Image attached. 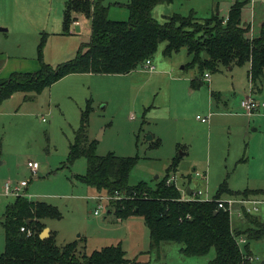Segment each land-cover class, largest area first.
I'll return each instance as SVG.
<instances>
[{"label": "rangeland", "instance_id": "rangeland-1", "mask_svg": "<svg viewBox=\"0 0 264 264\" xmlns=\"http://www.w3.org/2000/svg\"><path fill=\"white\" fill-rule=\"evenodd\" d=\"M65 1L0 0L1 79L11 73L34 76L41 61L56 68L86 46L89 22L79 32L74 28L63 32ZM128 1L104 0L108 18L127 20ZM232 3L174 0L157 5L152 17L159 23L175 14L203 21L218 13L226 19ZM263 3L254 4L252 12L245 5L241 12L246 24L252 15L255 37L264 23ZM164 46L160 44L154 54L155 72H148L143 64L121 75L72 74L38 94L16 92L0 104V256L5 247L1 218L15 200L3 191V184L11 181L19 185L28 182L20 197L57 209L60 218L45 219L43 224L53 233L58 247L76 244L78 252L88 256L119 245L125 257L137 264H208L214 258L213 249L205 256L185 257L176 243L150 251L149 231L142 218L132 215L121 220L117 216L113 205L119 203L124 209V199L99 203L96 197L108 195H98L80 180L86 172L85 159L65 164L81 112L88 110L87 138L95 142L98 156L137 158L128 176L130 187L144 183L154 189L165 176H173L181 196L190 188L197 198L212 200L221 185L237 193L264 184V111L247 117L240 109L249 89L254 99L264 102V81L254 90L247 78V65L221 67L206 81L189 66L185 48L164 57ZM196 117H208V122ZM27 162L37 163L35 174ZM134 195L131 198H136ZM232 197L224 192L219 199L228 201ZM230 211L232 227L241 219L239 206L233 204ZM248 243L253 258L258 257L252 264L264 262V241ZM239 247L247 254L245 245Z\"/></svg>", "mask_w": 264, "mask_h": 264}, {"label": "trees", "instance_id": "trees-1", "mask_svg": "<svg viewBox=\"0 0 264 264\" xmlns=\"http://www.w3.org/2000/svg\"><path fill=\"white\" fill-rule=\"evenodd\" d=\"M173 1L129 0L126 5L129 15L125 21L110 20L104 0L66 1L63 32H69L79 19L86 20L90 28L89 42L80 47L72 60L56 68L39 60L40 68L34 76L11 73L7 79L0 78V104L16 92L38 94L71 74H128L146 60H152L160 44L165 45L164 57L185 48L191 60L189 66L195 67L202 76L218 72L221 67L247 65L251 87L259 89L264 81V24L256 37L246 36L249 29L241 24V12L247 0H237L228 10L226 19L220 18L218 13L203 21H197L192 15L176 14L166 17L163 23L153 19L152 10L157 5ZM87 111L81 112L80 126L69 144L65 164L70 166L84 158L86 172L80 178L83 184L94 188L98 195L118 193L125 197L121 200L124 209L114 202L113 208L121 219L132 215L143 219L149 231L150 251L158 250L162 244L176 243L181 245L180 253L185 257L205 256L213 249L215 256L208 264H251L250 255L241 252L238 238L264 239V223L245 214L248 226L233 232L228 213L217 209L216 200L224 192L246 198L257 195L258 191L236 193L221 185L212 201L202 202L182 200L175 186L166 184L167 176L154 189L144 183L130 187L128 176L137 158L98 156L95 142L87 138ZM178 160L179 157L167 169V175ZM132 194L136 198H131ZM49 218H60L55 207L16 197L1 218L5 247L0 264H137L125 257L119 245L104 247L86 256L78 252L76 244L58 247L51 236L41 240L39 234L45 229L43 221ZM21 227L28 229L31 235L21 232Z\"/></svg>", "mask_w": 264, "mask_h": 264}, {"label": "built area", "instance_id": "built-area-1", "mask_svg": "<svg viewBox=\"0 0 264 264\" xmlns=\"http://www.w3.org/2000/svg\"><path fill=\"white\" fill-rule=\"evenodd\" d=\"M145 68H147L148 72H154L156 70L155 66L152 64V61L150 59L146 60L144 62L143 65ZM143 67V68H144ZM204 80H208L209 79V74L205 73L203 76ZM264 108V102H260L257 101L256 99H254L250 94L248 96H245L244 99L241 100L240 102V109L242 111V113L244 115H246L247 117H251L255 112H259L260 109ZM197 119H199L202 123H207L208 121V117H204V118H199L196 117ZM44 121V119H42ZM27 167L29 168V170L31 171L32 174H35L38 168L37 163L35 162H27ZM167 185H174V178H169L166 182ZM22 188L20 187L19 184L17 183H13L11 181H7L4 184V192L6 194L11 193L15 198L16 197H20L22 196L24 193L21 192ZM195 193H193V195L191 197L182 199V200H187V201H202V202H210L212 200H208L207 198H205L204 200L197 198L196 196H194ZM201 194V192H197V195ZM124 196H120L118 193H115V195L112 196H98L96 197V199L99 200V203H101V201H110L113 199H117V200H121L124 199ZM263 201H260L258 199H254V198H248V197H239V198H235L232 197L230 198V200L228 201H223L221 199H217L216 200V207L217 209L223 210L225 212L228 213L229 215V219H231V211L230 208L233 204H237L239 206V213L238 216H240L241 218H243L245 216V214H250V215H254L255 213L258 212L259 207L261 204H263ZM98 209H101V206L98 205ZM98 209L94 211V215L97 216L98 215ZM21 232H25L28 236L31 235L30 231L28 229H25L24 227H21ZM245 242V239L240 237L238 238V245L243 244ZM250 260V258H249Z\"/></svg>", "mask_w": 264, "mask_h": 264}, {"label": "crops", "instance_id": "crops-1", "mask_svg": "<svg viewBox=\"0 0 264 264\" xmlns=\"http://www.w3.org/2000/svg\"><path fill=\"white\" fill-rule=\"evenodd\" d=\"M66 1H68V0H66ZM65 1V2H66ZM233 1V3L230 5V7L234 4V2H236L237 0H232ZM263 1L264 0H247V4H246V7L248 8V5H249V9H250V11L252 12L253 11V9H254V4H262L263 3ZM65 4V3H64ZM264 4V3H263ZM230 7L228 8V10L230 9ZM244 8V7H243ZM228 13V12H227ZM226 16H227V14H226ZM251 19H252V15H251ZM251 19H250V22H249V24H246V22H243L242 20H241V24L244 26V27H247L249 30H248V36H247V34H246V36L248 37V38H253V37H255L254 36V34H253V30H252V21H251ZM78 22H79V24H78V26H79V29L80 30H82L83 29V27L85 26V24L87 23V21H84V20H78ZM264 23H262L261 24V26L263 25ZM87 25V24H86ZM261 26H260V28H261ZM71 28H74V27H71ZM260 30V29H259ZM152 61V64H153V59L151 60ZM154 65V64H153ZM156 71V70H155ZM154 71V72H155ZM84 74H87V75H98V74H90V73H84ZM72 75V74H71ZM249 85H250V82H249ZM251 86V85H250ZM249 94L252 96V93L250 92V89H249ZM248 94V95H249ZM247 95V96H248ZM253 97V96H252ZM257 100V99H256ZM257 101H259V100H257ZM263 111H264V108H262V109H260L259 110V112L261 113V114H263ZM208 122V121H207ZM182 155H185V154H182ZM2 161H0V164H2L1 163ZM198 176V175H197ZM172 178H174V186H175V177H173L172 176ZM169 179V178H168ZM28 183V182H27ZM27 183L26 182H21V184H20V187L21 188H24L26 185H27ZM4 185V184H3ZM187 190V189H186ZM186 190H185V192H184V195L183 196H181V198L182 199H185L186 197H190V196H192L193 195V193H196L194 190H192V189H190L191 190V194L189 195V196H187L186 195ZM247 191H258L257 193V195H254L253 194V196H251V197H248V198H254V199H258V200H260V201H263L264 202V184H262V185H258V187L257 188H247L246 189ZM245 190V191H246ZM3 191H4V186H3ZM24 193V192H23ZM14 202V201H13ZM12 204V203H11ZM110 212V211H109ZM258 214V215H257ZM118 216V215H117ZM253 216H255L260 222H263L264 223V203L263 204H261L260 205V207H259V210H258V212L257 213H255ZM130 217H133V216H129L128 218H130ZM138 217V216H137ZM120 218V217H119ZM128 218H126V219H128ZM125 219V220H126ZM121 220H124V219H121ZM142 222L144 223V221H143V219H142ZM144 225H145V223H144ZM248 226V222L246 221V219H244V217L243 218H241L240 220H236L234 223H233V226L231 227V229H233L234 231H242V230H244L246 227ZM146 227V226H145ZM47 228V227H46ZM48 229V228H47ZM49 230V229H48ZM52 237L53 238V233L49 230V237ZM79 238V237H78ZM261 240H263L264 241V239H261ZM261 240H258V241H261ZM249 241H247L246 239H245V242L243 243V244H241V245H245V247H246V249H248L249 250V252H248V250H247V254H249L250 256V262H251V264L252 263H254V261L255 260H257L258 261V257H256V258H253L254 256L252 255V252L250 251V249H249V243H248ZM253 242H257V241H253ZM261 264H264V262H262Z\"/></svg>", "mask_w": 264, "mask_h": 264}, {"label": "water", "instance_id": "water-1", "mask_svg": "<svg viewBox=\"0 0 264 264\" xmlns=\"http://www.w3.org/2000/svg\"><path fill=\"white\" fill-rule=\"evenodd\" d=\"M74 30H75V32H79L80 31L79 26L75 25ZM190 194H191V190H190V188H187L186 195L189 196ZM39 238L41 240H45V239L49 238V230L47 228L43 229L42 232L39 234Z\"/></svg>", "mask_w": 264, "mask_h": 264}]
</instances>
